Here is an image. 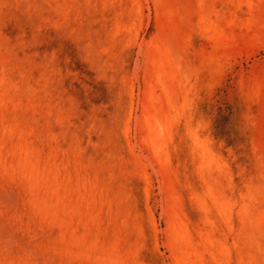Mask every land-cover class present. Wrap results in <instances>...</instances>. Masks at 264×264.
<instances>
[{"label": "rangeland", "instance_id": "1", "mask_svg": "<svg viewBox=\"0 0 264 264\" xmlns=\"http://www.w3.org/2000/svg\"><path fill=\"white\" fill-rule=\"evenodd\" d=\"M0 264H264V0H0Z\"/></svg>", "mask_w": 264, "mask_h": 264}]
</instances>
